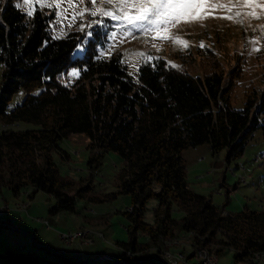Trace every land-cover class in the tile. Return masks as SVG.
Masks as SVG:
<instances>
[{
  "label": "trees",
  "instance_id": "16d2710c",
  "mask_svg": "<svg viewBox=\"0 0 264 264\" xmlns=\"http://www.w3.org/2000/svg\"><path fill=\"white\" fill-rule=\"evenodd\" d=\"M27 13L14 0H4L0 8V187H8L13 195L30 187V198L44 191L54 199L49 213L74 211L77 198L102 201L128 195L130 209L122 212L128 219V238L116 242L123 263L148 261L147 254L128 252L153 245L159 253L164 241L182 230L215 255L229 248L235 261H249L263 252L264 206L224 211L209 195L192 190L181 150L207 142L213 153L226 148L227 159L238 155L254 129L264 134V89L258 93L251 86L235 106L230 90L239 65L230 68L227 77L216 62L206 73L194 75L161 57L141 63L132 79L119 53L100 55L108 27L94 24L88 33L55 36L52 11L35 7L31 16ZM79 44L82 53L74 55ZM70 68L78 70L72 79ZM20 89L21 100L8 110V101ZM18 121L36 126H11ZM75 132L88 137L87 169L99 167L108 151L121 157L114 191L92 194L91 172L78 179L59 173L52 152L66 154L59 141ZM149 198L155 203L152 218L146 220ZM174 208L181 215L174 216ZM139 233L144 242L138 240ZM211 242L220 244L212 247ZM49 250L42 255L7 247L0 252V264L80 262Z\"/></svg>",
  "mask_w": 264,
  "mask_h": 264
},
{
  "label": "rangeland",
  "instance_id": "374dc122",
  "mask_svg": "<svg viewBox=\"0 0 264 264\" xmlns=\"http://www.w3.org/2000/svg\"><path fill=\"white\" fill-rule=\"evenodd\" d=\"M4 0H0V8ZM24 11H32L39 7L54 13L51 22V32L61 36L70 31L89 32V27L98 24L108 27L109 37L100 55L108 57L119 53L126 65L128 75L132 79L137 77L138 66L148 60V57H161L166 63L202 75L218 63L227 72L239 65L240 74L233 79L230 90V100L235 106H240L244 94L252 86L259 93L264 89V7L246 6L233 0H222L221 4L206 3L196 8V13L203 19L192 23L170 25L167 30H161L164 39H153L154 32H141L131 29L126 23L114 20L109 16L97 15L93 17L91 11L97 8H118V5L107 6L103 0L92 4L91 0H76L70 7L67 0H31L25 4L24 0H14ZM67 10V11H65ZM59 13V15L57 14ZM76 13L75 19L73 15ZM250 13H255L254 18ZM231 16L232 19L221 17ZM93 21H101L93 23ZM242 21V23L240 22ZM81 25H84L81 29ZM112 33H115L112 36ZM127 33V34H126ZM171 37V39L167 38ZM184 41L187 44L179 43ZM203 44V47L201 46ZM255 49H259L256 51ZM83 45L79 44L74 55H81ZM3 64L0 62V75ZM72 68L69 69V72ZM77 74L69 75L72 79ZM23 96V90L15 92L7 103L11 109ZM12 127H35L31 122L18 121ZM2 124L0 123V128ZM88 137L82 132L71 133L59 141L60 151L52 152L53 160L60 174L78 179L91 172L93 187L91 193L105 196L115 190V174L123 164L121 157L113 151L104 154L102 162L97 168L87 169L86 160L91 153L87 147ZM226 148L213 153L207 142L188 146L181 150L185 161V179L188 186L205 195L218 205H223L224 211H238L241 208H257L264 206V134L259 128L252 131L245 142L242 151L229 159L226 158ZM30 187L21 188L18 195H13L6 186L0 187V252L8 248H20L25 245L26 251L33 250L42 255L50 252L44 244L37 246L31 238L35 231L39 241L49 242L52 247H61L67 255L76 253L79 264H109L90 257L96 252L119 253L121 247L117 241L128 238L126 226L128 219L122 213L129 208V197L118 194L114 198L102 201H89L84 198L75 200V210H59L49 213L48 208L54 199L42 190L28 196ZM155 200L149 198L145 202L144 217L152 218L151 207ZM174 216L181 215L173 209ZM80 232L77 237L67 239L62 233ZM177 238L164 241L165 251L170 254H194V238L188 232L177 231ZM138 240L144 242L146 238L139 233ZM169 237L163 238L168 239ZM201 240V239H200ZM161 242V240H160ZM220 243L211 242L212 247ZM163 244L161 243L160 247ZM157 246L149 245L128 255L150 256L148 261L137 264H168L156 251ZM159 247V246H158ZM60 252L63 253L64 252ZM193 251V252H192ZM214 251V250H212ZM215 252V251H214ZM216 253V252H215ZM173 254V255H174ZM90 257L85 259V257ZM93 255V254H92ZM69 256V255H68ZM218 264H264V251L255 255L249 261H235L229 248L221 254H216ZM52 257L60 258L53 255ZM184 257V256H183Z\"/></svg>",
  "mask_w": 264,
  "mask_h": 264
},
{
  "label": "snow or ice",
  "instance_id": "6c2138e0",
  "mask_svg": "<svg viewBox=\"0 0 264 264\" xmlns=\"http://www.w3.org/2000/svg\"><path fill=\"white\" fill-rule=\"evenodd\" d=\"M57 6H59V0H55ZM76 0H67L70 7H73ZM83 2V0H80ZM233 0H228V3H232ZM237 3H242L246 6H261L264 7V0H236ZM25 4L31 3V0H24ZM94 5L97 0H91ZM107 6L118 5V8H97L91 11L93 17L99 15L109 16L114 20H120L126 23L131 29H139L141 32H154L156 35L153 39H164L161 34V30H167L170 25L180 23H192L197 19H203L202 16L197 15L196 8L202 4L214 3L222 4V0H103ZM19 7V4L17 5ZM67 11V10H65ZM33 13L29 11L27 15L31 16ZM59 15V13H57ZM76 13L73 15V19L76 17ZM254 18L255 13H250ZM226 19H232L231 16L221 17ZM101 21H93V23H100ZM242 23V21H240ZM84 25H81L83 29ZM127 34V33H126ZM91 35V33H89ZM115 33H112L114 36ZM111 38V36L109 37ZM171 39V37H167ZM187 47L186 42L179 41ZM203 47V44H201ZM259 51V49H255ZM152 59V57H148ZM175 66V65H173ZM78 70L72 68L69 75L77 74Z\"/></svg>",
  "mask_w": 264,
  "mask_h": 264
},
{
  "label": "bare ground",
  "instance_id": "6f19581e",
  "mask_svg": "<svg viewBox=\"0 0 264 264\" xmlns=\"http://www.w3.org/2000/svg\"><path fill=\"white\" fill-rule=\"evenodd\" d=\"M192 235V234H191ZM178 237V236H177ZM177 237H173L172 239L175 240V238ZM170 239V240H172ZM169 240V242H170ZM178 240V238H177ZM168 241V240H167ZM195 245V244H194ZM195 249H194V256H200L203 260H207L209 262H211L212 264H218L217 263V256L212 253V252H209L207 250V248H205L204 246H198L197 244L195 245ZM160 256L163 258V259H167V258H172L174 261H177V262H185V254L182 256L181 254H170V253H167L165 251H162L160 252ZM187 264H203L202 260H196V258H187Z\"/></svg>",
  "mask_w": 264,
  "mask_h": 264
},
{
  "label": "crops",
  "instance_id": "0c3cea01",
  "mask_svg": "<svg viewBox=\"0 0 264 264\" xmlns=\"http://www.w3.org/2000/svg\"><path fill=\"white\" fill-rule=\"evenodd\" d=\"M31 234H33V237L31 236V238L33 239V241H37V242H39L40 244H44L45 245V248L47 249V250H49V249H51V252L52 251H55V252H58V254L62 251V248L61 247H52V245L49 243V242H45V241H39V239L37 238V236H36V233H35V231H33V233H31ZM35 243V242H34ZM36 244V243H35ZM37 246H41V245H38L37 244ZM20 247L21 248H26L25 247V245H20ZM50 251V250H49ZM62 252H64V251H62ZM65 253V252H64ZM93 254V255H92ZM91 255H90V257L92 256V258H95L96 256H103V255H107V254H112V255H114V256H117V253H112V252H107V253H104V252H96V253H92ZM67 255H69V256H73L74 258H76V253L74 252V254L73 253H68ZM90 257H87V255H86V257H85V259H88V258H90ZM77 259V258H76ZM79 260V259H78Z\"/></svg>",
  "mask_w": 264,
  "mask_h": 264
},
{
  "label": "built area",
  "instance_id": "2783aa9c",
  "mask_svg": "<svg viewBox=\"0 0 264 264\" xmlns=\"http://www.w3.org/2000/svg\"><path fill=\"white\" fill-rule=\"evenodd\" d=\"M80 232H73V233H62L61 235H63L67 241V239H71V237H77V235H80ZM73 253V252H70ZM185 254V262H177L174 261L172 258H167L164 259L168 264H187V258H196V260H202L203 264H212L211 262L207 261V260H203L200 256H194V254Z\"/></svg>",
  "mask_w": 264,
  "mask_h": 264
},
{
  "label": "water",
  "instance_id": "95a60500",
  "mask_svg": "<svg viewBox=\"0 0 264 264\" xmlns=\"http://www.w3.org/2000/svg\"><path fill=\"white\" fill-rule=\"evenodd\" d=\"M94 259L95 260H102V261H105L109 264H129V263H123V262L119 261L117 256H114L112 254H107V255H103V256H96Z\"/></svg>",
  "mask_w": 264,
  "mask_h": 264
}]
</instances>
